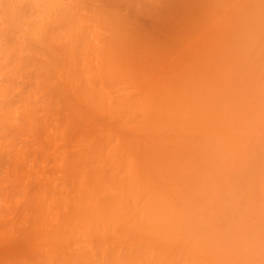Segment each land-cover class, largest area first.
Instances as JSON below:
<instances>
[{
    "label": "bare ground",
    "instance_id": "bare-ground-1",
    "mask_svg": "<svg viewBox=\"0 0 264 264\" xmlns=\"http://www.w3.org/2000/svg\"><path fill=\"white\" fill-rule=\"evenodd\" d=\"M20 1L0 0V264L80 239L70 257L210 264L242 223L234 243L262 255L264 211L243 204L208 250L196 208L264 207V0H27L37 49L10 33Z\"/></svg>",
    "mask_w": 264,
    "mask_h": 264
},
{
    "label": "rangeland",
    "instance_id": "rangeland-1",
    "mask_svg": "<svg viewBox=\"0 0 264 264\" xmlns=\"http://www.w3.org/2000/svg\"><path fill=\"white\" fill-rule=\"evenodd\" d=\"M17 0H15V4H17V2H19L20 0H18L17 2H16ZM25 1V0H24ZM57 2L56 3H58L59 2V4H60V6H59V8H61L62 6H63V4L65 3H67V1H64V0H56ZM60 1H63V3L62 2H60ZM232 2V0H223V3H231ZM13 3V2H12ZM20 3H21V1H20ZM26 3H27V0H26ZM25 2H24V4H23V2H22V5L20 6L19 4H18V6H15V8H17V10H16V12H17V14H16V12H15V14L16 15H14L13 17L14 18H16L17 20L15 21V19L13 20V29L11 28V30H12V32L10 31V33H17V37L16 38H18V37H22V35L25 33H28L27 31L29 30V32L30 31H32V30H35L36 29V27H38V25H40L39 23H36L35 24V21H37V20H33V19H31V21L33 20V22H34V24L32 23V22H30V18H31V16H29L30 18L28 19V15H29V13H30V15H31V13H32V10H31V7L32 6H30V4H29V2L26 4ZM62 3V4H61ZM59 4H57V6H54V7H58V5ZM56 5V4H55ZM62 5V6H61ZM20 7V8H19ZM29 7H30V9H29ZM53 7V8H54ZM19 8V9H18ZM63 9L64 8H66V6L64 5L63 7H62ZM86 8H88L87 6L84 8V9H86ZM56 9V8H55ZM55 9H52L53 11H55ZM58 9V8H57ZM57 9H56V13H63V11L65 10H63V9H61V11H59V12H57ZM83 9V10H84ZM90 9V8H89ZM59 10V9H58ZM88 10V9H87ZM86 10V11H87ZM18 11H19V13H18ZM31 11V12H30ZM82 11V10H81ZM85 11V10H84ZM83 11V12H84ZM88 11H90V10H88ZM88 11H87V14H88ZM60 13V14H61ZM82 13V12H81ZM54 14L55 13H53L52 15L54 16ZM84 14V13H83ZM82 14V15H83ZM42 16V15H41ZM60 16V15H59ZM58 16V18H60ZM55 17V16H54ZM40 18V17H39ZM43 18V17H42ZM41 19V18H40ZM53 19H57V16H56V18H53ZM28 21V22H27ZM53 21V20H52ZM200 21H201V26H204V24L207 22V17L206 16H203V17H201L200 18ZM38 22H40V20L38 21ZM27 23V24H26ZM30 23H32L33 24V26L31 27L29 24ZM53 23V22H52ZM15 24V25H14ZM54 24V23H53ZM30 26V27H29ZM56 25H54V26H52V31L53 32H56V30L54 31V27H55ZM58 26V25H57ZM27 27H28V29H27ZM23 28H24V31H23ZM54 28V29H53ZM56 28H58V27H56ZM15 30V31H14ZM25 30H26V32H25ZM24 32L21 36H18L20 33H22V32ZM36 31V30H35ZM33 32V31H32ZM32 32H30V33H28L27 35H26V40L28 39L29 40V42L31 43V38H32ZM9 33V34H10ZM14 33H13V35H14ZM35 33V32H34ZM25 34L23 35V37L25 36ZM11 36H12V34H10ZM9 35V36H10ZM16 35V34H15ZM31 35V37H30V39H29V37L28 36H30ZM13 38L12 39H15V36H12ZM40 37H42V36H40ZM40 37H38L39 39H41ZM9 38H11V37H9ZM187 38L188 39H193L194 38V35L193 34H188L187 35ZM38 40V39H37ZM39 42V41H38ZM37 42V43H38ZM36 44V43H35ZM31 45H32V47L34 48V49H37V48H35L33 45V43H31ZM260 44L258 43V45L257 46H259ZM255 47V50H257L258 48H259V50H261V51H259V50H257V52L255 51V52H253V56H255V53L257 54V53H260V54H262V47L260 46V47ZM252 50V51H253ZM252 53V52H251ZM249 55H251L252 56V54H249ZM259 55V54H258ZM257 55V56H258ZM251 56H249V57H251ZM252 56V57H253ZM257 56H255V58L257 57ZM259 57V56H258ZM255 58H253L254 59V61H255ZM260 58V57H259ZM259 58H256V62H254V61H252V63H253V65H255L254 67H253V65L251 64V63H247V64H249V66H248V68L250 67V64L252 65V69H251V71H249V70H247V72L245 71V69H241V72H244L243 73V75L244 76H246L245 75V73H247L248 74V71H249V74H250V72L252 73V71H254V69L253 68H255L257 65H258V63H257V59H259ZM248 61H251L250 60V58H248V60H247V62ZM246 63V62H245ZM243 65V64H242ZM246 65L244 66L245 68H246ZM251 84V83H250ZM249 85V84H248ZM250 87L252 88V90H253V85H250ZM250 87H249V89H250ZM245 88H246V90L248 89L247 88V85L245 86ZM248 89V90H249ZM251 91V90H250ZM253 99V98H252ZM254 100V99H253ZM256 100V99H255ZM255 100L253 101L254 103H256V102H258L257 100H256V102H255ZM253 102L249 105V102H248V105L249 106H252V104H253ZM257 104V103H256ZM254 106H255V104H253ZM233 116H234V114H233ZM231 122H233L232 124H231ZM230 122V124H229V126L230 127H232L231 129L232 130H235V129H233L235 126H236V121L235 120H233L232 119V121ZM232 125V126H231ZM242 165H239V166H237V168L238 167H241ZM241 170H243V169H241L240 168V171ZM222 181H220V182H218L217 184H219L218 185V187H220V186H222V183H221ZM217 184H216V189L218 188L217 187ZM214 188H215V186H214ZM214 190V189H213ZM218 190V189H217ZM215 191V190H214ZM216 193V192H215ZM202 194V195H201ZM205 194V195H204ZM210 197V194L208 195L207 193H200V196H202L201 197V200H203V197ZM212 195V194H211ZM215 195V194H214ZM213 196V195H212ZM217 196H220V195H217ZM216 196V197H217ZM207 197V198H208ZM224 197V196H223ZM198 198H200V197H198ZM217 198H219V197H217ZM221 198V197H220ZM219 198V199H220ZM204 199H206V198H204ZM212 199H214L215 200V198H212ZM200 199H199V203L200 202H202V203H200L201 205H202V209L201 208H199V206L197 205V203H196V205L198 206V208H196V205H195V208L196 209H200V210H203V211H201V214H203V215H201V214H199L200 213V211H198L197 210V212H196V214L198 215H200L201 217H202V220H201V223L203 222V225L205 226V228H206V230H207V228H208V232L210 233V237H209V239H208V233L207 232H205V233H207V234H205L204 232H203V238L206 236V243H203V244H206L204 247H206L208 250H212V249H214V248H216L217 247V245H218V242H219V238L221 237L222 239H225V238H227V236L230 234V230H229V228H228V225L229 224H231L232 222H238V221H240V219H239V217L241 216V214H243L242 216H244L245 214L244 213H246L247 214V211L246 212H243L242 213V211L241 210H243V209H245L246 207H247V209L246 210H249V208L248 207H251V210H253V209H256V210H258V213H261V211H264V207H263V209H262V206L261 205H259V204H261V203H249V205L247 206V202L246 203H242V204H240L238 207H236V209L235 208H233L234 210H232L233 212H235V214L237 213V217H235L233 214H232V212H225L224 211V209H226V207L228 206V203L226 202V201H224V202H226L227 204V206L225 207L224 206V209L222 210V211H220V213L221 212H223V214H226V216L227 217H225L226 218V220L223 218L224 216H223V214L221 213H219V211L218 210H220L221 208V206H219V205H217L216 204V200L215 201H213V204H212V201L210 200V198L208 199V200H204V201H201ZM211 201V202H210ZM218 201V200H217ZM222 202V201H221ZM198 203V204H199ZM220 204V203H219ZM245 205V206H243V209L241 208L242 207V205ZM200 205V206H201ZM215 205H217V206H219V208L218 207H215ZM263 205V204H262ZM222 206H223V204H222ZM259 206H261V207H259ZM256 207V208H255ZM212 208H214V209H212ZM258 208V209H257ZM231 208H229V210H230ZM212 210V211H211ZM188 211V210H187ZM214 211V212H213ZM231 211V210H230ZM244 211V210H243ZM199 212V213H198ZM203 212V213H202ZM239 212H241V214H239ZM249 212V211H248ZM252 212H255V211H252ZM217 213H219L220 215H222L223 217H222V219H221V217L219 216V214H217ZM229 213V214H228ZM250 213H251V211H250ZM250 213H248V214H250ZM255 213H257V211L255 212ZM264 213V212H263ZM186 214V213H185ZM188 214V213H187ZM216 214V216H214ZM254 214V213H253ZM252 215V213L250 214V216ZM186 215H184V217H185ZM248 216V215H247ZM259 217V215H255V216H253L254 218L255 217ZM196 218H198L197 216H195ZM200 217V218H201ZM216 217L217 218H219V220L218 219H216ZM256 217V218H257ZM262 217V216H261ZM196 218H195V222H197L196 221ZM236 218L237 219H239L238 221H234V219L236 220ZM246 218V217H245ZM244 218V219H245ZM250 218V217H249ZM260 218V217H259ZM183 219V218H182ZM199 219V218H198ZM216 219V220H215ZM218 220V221H217ZM224 220V221H223ZM228 220H230V221H228ZM200 221V220H199ZM220 221V222H219ZM226 221H227V223L228 224H226ZM247 221H248V219H247ZM253 221V220H252ZM183 222V220H181L179 223H182ZM192 222H193V219H192ZM195 222H193L192 224H194L193 226H196L195 224ZM249 222V221H248ZM262 222V221H261ZM239 223H241V222H239ZM251 223V222H250ZM254 225L255 224H258V219L256 220V219H254ZM252 223V224H253ZM199 225H200V223H198ZM247 224V223H246ZM235 225V224H234ZM238 226H240V224H237ZM245 225V224H244ZM251 224H249V226H250ZM262 224H259V225H257V227H260ZM201 226H202V224H201ZM238 226H235L234 228L237 230V234L236 235H238L239 234V236H238V240H237V242L239 241V237H240V234L242 233V229L241 228H239ZM242 226H243V223H242ZM242 226H240V227H242ZM253 226V225H252ZM247 227V226H246ZM257 227H255V230L257 229ZM182 228V226L180 225V229ZM194 228V230H195V233L197 232V229H195L196 227H193ZM198 228H199V226H198ZM201 229L203 228V226L202 227H200ZM199 228V229H200ZM248 228V227H247ZM217 229V230H216ZM244 229V228H243ZM246 229V228H245ZM249 229H251L250 227H249ZM249 229H248V231H249ZM261 229H263V226H262V228H259V230H261ZM215 232H217V233H214V231ZM253 232H255L254 230H252ZM251 231V232H252ZM199 232H200V230H199ZM223 232V233H222ZM250 232V231H249ZM258 232V231H257ZM198 233V232H197ZM200 233H202V232H200ZM244 233V232H243ZM262 232L260 231V234H261ZM212 234V235H211ZM214 234H215V236H217V237H215L214 236ZM222 234V235H221ZM248 234V233H247ZM246 234V235H247ZM257 234V233H256ZM220 235V236H219ZM235 235V236H236ZM244 235V234H243ZM245 235V236H246ZM249 236H251L250 234H248ZM259 235V234H258ZM234 236V238H227L228 240H226L224 243H223V245L221 246V248H220V250H218V251H216L214 254H212V255H209V254H206L207 255V257L208 256H210V257H208V258H210V261H211V263L210 264H212V263H214V264H223L224 262L226 263V264H244V263H237V261H239V262H241L240 260H237V259H239L240 257V254H241V252H242V256H244L245 258L244 259H247V260H251L252 262H256V261H258L259 262V258L260 257H262V255H264V253H262V255H261V253H259L258 254V252H257V254H253L249 249H251V248H249V249H247L248 247H246V248H244L245 247V245L242 243V241H241V243L239 242V243H237V244H235L236 243V240H234V239H236V237ZM242 236V235H241ZM253 236V235H252ZM255 236V235H254ZM257 236V235H256ZM215 237V238H214ZM229 237V236H228ZM231 237H233V236H231ZM243 237V236H242ZM220 238V239H221ZM244 238H246V237H244ZM218 239V240H217ZM242 239V238H241ZM249 239L250 240H252L251 239V237H249ZM262 239V238H261ZM229 240H230V242H229ZM250 240H248V238H247V241H249L250 242ZM76 241V240H75ZM74 240L73 241H71L70 242V244H68L67 242H65V241H61L60 243H54V245H57V246H59L58 248V250L52 255V264H105V262H103V263H101L100 261H99V259H100V257H97V258H94V260H93V258H88L89 257V255H90V252L87 250V248H86V251L84 252L85 253V255L84 254H81L80 256H78V257H70L69 256V254L70 253H73V254H75L74 252H78V250L79 251H83L82 249L80 250V245L81 246H83L84 245V242L80 239L79 240V242H78V240H77V243L75 242ZM245 241V240H244ZM254 241H256V243L254 242ZM253 242L254 243H249V246H250V244H252L251 246H252V249H253V247H254V245L256 244V246H255V248L257 247V245H258V247H257V249L258 250H261V249H259V244L257 243V242H259L258 241V238L257 239H255ZM82 242V243H81ZM235 242V243H234ZM233 243V244H232ZM260 243V242H259ZM262 243V242H261ZM234 244H235V246H234ZM238 244H241V246L243 245V248H241V246H239L240 247V249H238L237 247H238ZM263 244V243H262ZM232 246V247H231ZM247 246V245H246ZM250 246V247H251ZM77 247H79L78 249H77ZM66 248H68V249H66ZM75 249V250H74ZM233 249H237L238 251H237V254L238 253H240L239 254V256H237L236 257V251L235 250H233ZM85 250V249H84ZM231 250H233V252L235 251V253H233V252H230ZM240 250H242V251H240ZM228 251V252H227ZM227 252V253H226ZM253 252H254V249H253ZM83 253V252H82ZM88 254V256H87V258H86V255ZM228 253H230L229 255H231L232 253H233V255H234V257H232V255L231 256H229L228 255ZM244 253H245V255H244ZM254 253H256V252H254ZM84 255V256H83ZM258 255H261L260 257L258 256ZM206 257V258H207ZM227 257H229V258H227ZM239 257V258H238ZM258 257V258H257ZM197 258H199V257H197ZM207 258V259H208ZM234 258H236V259H234ZM255 258V259H254ZM96 259H98V260H96ZM148 259V258H147ZM146 257L144 258H140V257H128V256H125V257H117V255H114V256H112L111 258H110V260H109V262L108 263H106V264H115V262L116 261H120V264H146ZM233 260V262H231L232 260ZM89 260V261H88ZM150 260V259H149ZM148 260V261H149ZM169 260V259H168ZM168 260L167 259H164L163 261H164V264H168ZM202 260V262H203V259H201ZM209 260V259H208ZM213 260H215L214 262H212ZM227 260H229V261H227ZM235 260V261H234ZM237 260V261H236ZM249 260V261H250ZM65 261V262H64ZM162 261V262H163ZM170 261V260H169ZM204 261H205V259H204ZM221 262V263H218V262ZM223 261V262H222ZM206 262H209V261H206ZM154 263V262H153ZM157 263V262H156ZM156 263H154V264H156ZM201 263V262H200ZM224 263V264H225ZM247 263H249V262H247ZM254 263H252V264H254ZM147 264H149L148 262H147ZM158 264V263H157ZM163 264V263H162ZM205 264V263H204ZM208 264V263H207ZM250 264V263H249Z\"/></svg>",
    "mask_w": 264,
    "mask_h": 264
}]
</instances>
